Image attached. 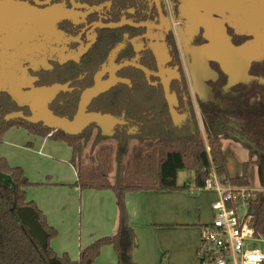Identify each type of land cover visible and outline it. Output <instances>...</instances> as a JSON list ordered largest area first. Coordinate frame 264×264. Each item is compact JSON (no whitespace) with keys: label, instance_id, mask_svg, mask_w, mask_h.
<instances>
[{"label":"flooded vegetation","instance_id":"af4514ba","mask_svg":"<svg viewBox=\"0 0 264 264\" xmlns=\"http://www.w3.org/2000/svg\"><path fill=\"white\" fill-rule=\"evenodd\" d=\"M94 89L85 114L109 118L85 121V150L264 118V0H0V128L45 126L28 120L45 109L72 122Z\"/></svg>","mask_w":264,"mask_h":264},{"label":"trees","instance_id":"16d2710c","mask_svg":"<svg viewBox=\"0 0 264 264\" xmlns=\"http://www.w3.org/2000/svg\"><path fill=\"white\" fill-rule=\"evenodd\" d=\"M228 114H214L208 119L207 140L194 124V128H188L186 137H180L175 132L171 135L160 133L159 140L150 144L146 151L134 152L128 148L126 134L119 137L120 142L116 147L110 144L93 145L91 150L86 151V142L82 141L84 134L70 135L30 122L13 121L0 128V142L10 128L19 127L36 136L67 143L72 150L70 162L77 170L74 185L82 189L112 190L119 213L116 234L99 238L83 248L76 261H71L67 255L59 257L50 244L58 234L57 229L49 225L45 214L34 201L27 199L26 188L34 183L22 167L12 166L5 157L0 156V170L11 175L15 182V186H5L0 182V264H50L53 257L63 263L96 264L105 245L114 247L117 264H136L133 260L135 234L130 225L126 195L147 190L186 189L188 182L178 184V173L183 170L194 171V181L199 188L204 187L212 167L218 176L229 180L233 186L249 188L248 169L250 164H256L260 188L253 192L249 209L255 233L264 235V118ZM231 120L237 122L236 127L230 125ZM145 130L148 133L151 130L159 131V123L147 125ZM230 135L237 136L251 146L248 147L249 157L243 164V172L236 177L229 173L228 159L223 150V139ZM115 163L116 178L112 181L110 175ZM24 206L35 208L40 215L41 223L48 232L46 251L30 236L28 228L18 218L17 207Z\"/></svg>","mask_w":264,"mask_h":264},{"label":"crops","instance_id":"0c3cea01","mask_svg":"<svg viewBox=\"0 0 264 264\" xmlns=\"http://www.w3.org/2000/svg\"><path fill=\"white\" fill-rule=\"evenodd\" d=\"M17 129L12 127L5 139L19 137L13 148L19 150L21 157L15 152L0 156L10 165L22 167L34 183L26 188L27 199L34 201L49 225L57 229L58 234L50 243L53 250L59 257L67 255L71 261H76L83 248L117 233L116 196L112 190L82 189L74 185L77 170L70 162L72 150L67 143L64 147L63 143L50 142L49 137ZM46 151L62 154L55 159ZM186 182L189 183L186 189L127 193L130 225L135 234L133 260L136 264H198L202 227L214 219L212 205L218 200V194L196 187L195 181L190 179L179 182L178 173V184ZM117 263L114 247L103 246L96 264Z\"/></svg>","mask_w":264,"mask_h":264},{"label":"built area","instance_id":"2783aa9c","mask_svg":"<svg viewBox=\"0 0 264 264\" xmlns=\"http://www.w3.org/2000/svg\"><path fill=\"white\" fill-rule=\"evenodd\" d=\"M203 188L216 191L218 200L213 221L202 227L198 264H264V235L255 233L249 209L259 188L235 187L213 167Z\"/></svg>","mask_w":264,"mask_h":264},{"label":"water","instance_id":"95a60500","mask_svg":"<svg viewBox=\"0 0 264 264\" xmlns=\"http://www.w3.org/2000/svg\"><path fill=\"white\" fill-rule=\"evenodd\" d=\"M99 92L100 91L98 89H94L90 91V94L86 96L85 99L81 102L80 111L72 122L68 121L67 119L54 115L48 109H45L43 118L40 119V118L30 117L28 118V120L34 123L41 121L44 123L45 126L49 127L52 130H62L70 135L80 134L81 128L85 124V121L93 120L98 122V124H100L103 130L105 131L104 129L105 126H102V122L104 121V119H108L109 117H102L99 114H92L89 116L86 115L84 112V108L86 106L87 101L92 96H95ZM16 116H19V114L15 113L13 115H10L8 118L16 117ZM77 125L80 126L76 129L75 127ZM104 133L106 135H110V136L112 135L110 133H106V132ZM235 139L241 142L239 138H235ZM114 171L116 178V171H117L116 163L114 165ZM0 182L3 183L5 186H15V182L12 176L2 172V170H0ZM17 215L18 218L20 219V222H22L28 228L30 236L39 243V245L42 247L44 251H46L48 245V232L45 230L43 224L41 223L40 215L38 211L31 206H24L20 208L17 207ZM50 264H74V263H63L60 259L53 257L50 259Z\"/></svg>","mask_w":264,"mask_h":264},{"label":"rangeland","instance_id":"374dc122","mask_svg":"<svg viewBox=\"0 0 264 264\" xmlns=\"http://www.w3.org/2000/svg\"><path fill=\"white\" fill-rule=\"evenodd\" d=\"M19 128V127H18ZM11 129V128H10ZM9 129V130H10ZM8 130V131H9ZM17 130H25L23 128H19ZM7 131V132H8ZM6 132V133H7ZM5 133V134H6ZM22 133H25L22 131ZM236 137H226L223 139V150L225 152V155L228 158V167H229V173L232 177L239 176L242 173V165L243 163L248 159V150L246 149L245 145L242 144V142L235 139ZM23 137L21 136V140ZM19 137L14 136H7L5 139V135L3 137V140L0 142V155L6 154L7 152L11 154V152H15L17 156L21 157V153L18 149H14L13 146L15 144H18ZM50 142H58L63 143L64 147H67L68 145L65 142L62 141H56L53 139H50ZM90 144L87 146L86 150H91L93 148V145ZM113 147H116L115 141H108L106 142ZM4 146V148H3ZM135 146V144H133ZM7 150V151H5ZM133 151V147L131 148V152ZM47 153L51 154L55 159L59 158V156L62 154L61 152L55 153L46 151ZM14 155V156H16ZM12 157V155H10ZM16 156V157H17ZM258 172L259 168L256 164H250L248 169V176L250 180V187L251 189H258L260 188L259 179H258ZM110 178L112 181L115 180V171H113L110 175ZM190 179L191 181L195 180V174L192 170H183L179 172V182H183V180ZM198 262V261H197Z\"/></svg>","mask_w":264,"mask_h":264}]
</instances>
